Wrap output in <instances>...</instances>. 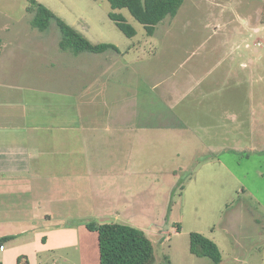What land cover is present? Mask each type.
Returning a JSON list of instances; mask_svg holds the SVG:
<instances>
[{
  "label": "rangeland",
  "instance_id": "obj_1",
  "mask_svg": "<svg viewBox=\"0 0 264 264\" xmlns=\"http://www.w3.org/2000/svg\"><path fill=\"white\" fill-rule=\"evenodd\" d=\"M38 1L91 43L114 44L119 53L75 56L59 47L55 22L43 31L31 26L29 0H0V48L10 49L18 69L38 74L49 64L126 63L133 81L141 79L145 113L154 107L152 82L169 77L174 85L171 99L154 107L166 113L159 121L171 123L172 133L162 126L145 133L142 151H129L141 166L105 185L110 195H122L121 203L89 215L90 222L141 229L154 264H209L189 251L191 232L216 243L220 264H264V0H183L150 36L126 8L115 9L136 30L131 38L109 18L107 0ZM189 83L195 89L187 93ZM209 159L213 164H202ZM86 224L15 231L13 244L0 241L3 264H99L97 233ZM37 232L45 242L24 241ZM71 239L76 245L67 246Z\"/></svg>",
  "mask_w": 264,
  "mask_h": 264
},
{
  "label": "crops",
  "instance_id": "obj_2",
  "mask_svg": "<svg viewBox=\"0 0 264 264\" xmlns=\"http://www.w3.org/2000/svg\"><path fill=\"white\" fill-rule=\"evenodd\" d=\"M3 48L0 238L7 237L6 241L13 244L15 231H37L49 224L68 229L77 222L92 221L89 215L120 204L118 197L122 195H110L105 185L115 179L126 180L136 172L133 164L141 166L137 157L134 161L129 158V151L135 155L142 151L145 133L155 134L159 126L167 133L172 131L171 123L159 121L166 113L154 107L171 99L174 85L169 77L152 82L154 107L145 113L138 91L141 79L137 77L133 83V74L128 72L131 67L126 63L49 64L35 74L18 69L10 61V49ZM106 51L114 56L119 53ZM187 85V93L195 89L193 83ZM214 112L218 117L217 103ZM212 162L209 159L202 164ZM105 219L108 217H98V221ZM24 239L27 244H37L45 242L46 236L37 232ZM73 241L67 246L76 245ZM0 250H4L1 242ZM6 258L2 255L0 264Z\"/></svg>",
  "mask_w": 264,
  "mask_h": 264
},
{
  "label": "trees",
  "instance_id": "obj_3",
  "mask_svg": "<svg viewBox=\"0 0 264 264\" xmlns=\"http://www.w3.org/2000/svg\"><path fill=\"white\" fill-rule=\"evenodd\" d=\"M111 10L109 18L125 36H135L136 30L121 13L115 9L126 8L131 16L142 24L147 35H152L155 27L165 17L176 15L183 0H107ZM27 11L32 13L30 24L40 31L55 22L60 39L58 45L62 50L79 54L82 52L102 53L106 50L118 52L111 43H91L73 27L65 23L38 0H29ZM86 227L97 233L99 264H154L151 241L139 228L117 222L95 224L87 222ZM7 237H1L6 240ZM189 251L199 257H208L209 264H220L221 253L216 243L198 232L189 234ZM20 262V259L17 260ZM56 264V263H54Z\"/></svg>",
  "mask_w": 264,
  "mask_h": 264
}]
</instances>
